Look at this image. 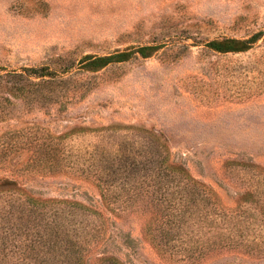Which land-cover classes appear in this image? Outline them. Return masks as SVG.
<instances>
[{
    "label": "rangeland",
    "instance_id": "obj_1",
    "mask_svg": "<svg viewBox=\"0 0 264 264\" xmlns=\"http://www.w3.org/2000/svg\"><path fill=\"white\" fill-rule=\"evenodd\" d=\"M253 35L245 50L208 46ZM172 173L169 191L194 183L231 244L192 254L213 230L156 229L179 205L156 192ZM10 174L32 195L108 210L90 259L264 264V0H0V177Z\"/></svg>",
    "mask_w": 264,
    "mask_h": 264
},
{
    "label": "trees",
    "instance_id": "obj_2",
    "mask_svg": "<svg viewBox=\"0 0 264 264\" xmlns=\"http://www.w3.org/2000/svg\"><path fill=\"white\" fill-rule=\"evenodd\" d=\"M255 38L256 35L247 40L236 38L212 40L208 42V46L219 52L240 51L248 48V43L253 42ZM124 55L119 53L110 56H87L84 67L88 70H95L113 59L122 58ZM45 70V68H41L40 71L43 73L40 76L52 79L54 77L52 72H45ZM49 102L56 103L57 100L54 99L53 102L51 99ZM44 150L49 157L54 154L51 144H48ZM171 169L175 172L181 171L174 165ZM123 171L130 175L136 171V168L133 166L131 170L123 169ZM175 175L177 174L172 173L169 177L171 180H164V188H162L164 190L157 188L156 192H160L161 196L166 198L168 195L173 199L177 198L179 205L173 206L174 209L167 213L160 214L158 223L161 224L157 223L156 229L162 224L168 226L172 220L177 219L175 224L177 226H188V224L191 226L194 223L198 225L197 229L200 231L207 229V232H212L213 230L204 244H190L185 248L186 252L192 254L196 250H199V254L204 253L202 248L207 251L218 245L223 247L224 244H231L230 235L223 238L222 232H214L216 225L208 215L211 214L210 207L204 206L208 198L202 191L195 190L197 188L194 183L191 185L194 189L193 192L191 190L181 192L183 188L187 187L186 184L182 185L183 188L174 186L177 187L176 190L169 191L173 187L167 183L173 182ZM175 183L181 185L179 180H176ZM97 187L101 189L102 198L107 200L109 185H106L105 180L98 178ZM103 187H106L104 191ZM1 195H8L9 199L6 201L9 203L0 208V264H126L108 254L99 253L94 259H90L94 246L99 240L100 242L102 240L100 237L104 230L103 221L107 219L108 211L103 206L92 203L85 205L76 200H63L55 197L42 198L32 195L25 188L24 183L13 174L0 177ZM198 195H201L200 199L197 198ZM173 199H169V201L171 202ZM200 200H203V203L199 202ZM200 205L203 206L200 207ZM158 212L154 215L159 214ZM89 217L95 218V223L98 220V223L90 228L86 221V218ZM188 220L190 221L188 222ZM165 233L169 235L168 230ZM221 240L224 241V244ZM194 243H198V240Z\"/></svg>",
    "mask_w": 264,
    "mask_h": 264
}]
</instances>
